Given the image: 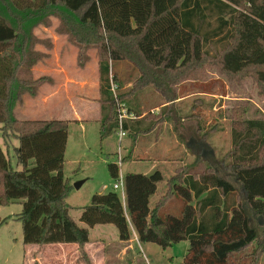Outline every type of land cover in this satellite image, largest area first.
<instances>
[{"label":"trees","instance_id":"16d2710c","mask_svg":"<svg viewBox=\"0 0 264 264\" xmlns=\"http://www.w3.org/2000/svg\"><path fill=\"white\" fill-rule=\"evenodd\" d=\"M53 15L71 32L91 34L98 47L103 141L118 129L110 84L117 92L122 84L114 62L126 61L138 73L128 93L117 94L128 111L125 99L145 88L165 101L156 116L147 112L139 118L142 112L135 110L137 119L122 123L123 131L134 136L170 121L178 89L185 82L203 87L204 72L211 67L228 78L249 76L264 97V0H0V138L6 152L17 140L13 155L20 166L14 169L0 146V207L21 205L15 220L22 226L23 245L75 244L78 260L91 264L83 248L88 228L111 224L118 240L126 242L131 225L140 243L164 249L188 241L183 264H247L248 257L249 264H256L255 253L241 254L257 240L250 218L264 221V119L238 120L237 115L230 124L225 169L239 188L214 169L187 173L180 168L150 206L162 174L127 173L125 207L115 192L94 194L80 209L79 221L86 227L69 216L66 196L72 186L62 174L68 122L22 121L14 114L25 95L35 97L44 81L51 82L48 77L33 79L31 70L44 57L35 50L39 40L33 32L39 25L49 26ZM202 130L200 126L198 132ZM206 135L201 133V139ZM107 168L117 179V164ZM6 222L0 220V226Z\"/></svg>","mask_w":264,"mask_h":264},{"label":"rangeland","instance_id":"374dc122","mask_svg":"<svg viewBox=\"0 0 264 264\" xmlns=\"http://www.w3.org/2000/svg\"><path fill=\"white\" fill-rule=\"evenodd\" d=\"M49 23V26L39 25L33 32L39 40L35 50L44 57L32 68L31 76L33 79L48 77L51 82L44 81L38 88L37 96L25 95L21 104L15 108L14 114L19 119L34 115L37 119H72L77 113L87 118L68 121L62 166L63 177L72 186L66 196L68 213L80 227H86L79 221L80 209L89 204L94 194L115 192L123 205L125 204L124 189H113L117 179L111 177L108 164H117L118 176L122 178L127 173L150 175L159 171L164 180L158 184L157 193L150 198V206L164 194L165 181L180 168H185L187 173L214 169L239 188L233 176L225 169L226 155L231 149L230 124L237 115H240L238 120L264 119V97L249 76L240 79L228 78L219 74L214 67L208 68L204 72L206 85L201 87L185 82L178 89L179 98L188 97L173 103L170 121L158 122L152 132L136 136L126 132V137L122 138L118 137V132H114L100 141L99 124L94 121L95 118H91L96 115V104L93 100L98 63L96 42L91 41L92 35L87 32H71V28L68 29V25H64L57 15L49 17ZM60 30L64 33H60ZM208 49L213 55L212 49ZM77 57L83 67L77 65ZM76 68L78 72L83 70L87 74L83 90L77 91L83 103L75 98L71 101L60 90L59 95L55 94L59 89V80L64 82L66 75L73 76ZM113 71L122 84L116 94L125 96L138 73L126 61L114 62ZM71 84L74 85V82ZM202 89L213 96L199 94ZM75 93L70 91L71 95ZM63 96L65 97L61 99ZM98 101L97 120L100 117ZM125 102L130 104L131 109L132 105L141 107L139 112L147 111L151 116H156L161 108L159 105L165 103L153 88H145L135 96L125 99ZM73 106L83 108L74 110ZM154 108L157 109L153 110ZM145 113L139 118L146 116ZM200 126L203 130L198 132ZM203 132L207 135L201 139L200 134ZM16 145L17 140L14 139L12 147L6 152L0 138V146L8 153L11 165L14 169H20V166H16L13 155V146ZM82 180L84 183L78 189L73 188L74 183ZM20 211L21 205L18 203L0 207V220L7 219L0 226V264H83L78 260L79 250L75 244L23 245L22 226L15 220ZM250 220L257 230V240L241 256L255 253L256 264H264L261 253L264 250V221L255 217ZM130 227L132 228L131 225ZM88 233L89 242L83 248L91 264H183L189 245L186 240L164 249L154 243H121L115 226L111 224L88 228ZM251 259L248 257L244 262L249 264Z\"/></svg>","mask_w":264,"mask_h":264},{"label":"crops","instance_id":"0c3cea01","mask_svg":"<svg viewBox=\"0 0 264 264\" xmlns=\"http://www.w3.org/2000/svg\"><path fill=\"white\" fill-rule=\"evenodd\" d=\"M57 65V64H56ZM58 65H60V64H58ZM58 67V66H57ZM59 68H61V67H59ZM55 70H57V69H55ZM75 71L76 72H74V75L73 76H71V77H69V76H67L66 75V79H65V81L64 82H62L63 80H59V89H58V91L55 93L56 95H59V90H60V92L62 91L63 93H65L67 96H68V98L72 101L73 100V98H75L78 102H82L83 103V100H81V97H79L78 96V94H77V91H80V90H83V88L82 87H84V85L86 84V77H87V74L84 72H82V71H79L78 72V70H77V68L75 69ZM96 74H97V77H96V81L94 82V88H95V95H94V98H93V100L95 101V106H96V115L95 116H93V117H91L92 119H94V121L95 122H97L98 123V120H97V118H98V105H97V103H96V101H98V99H99V92H98V68H96ZM72 78V79H71ZM71 79V80H70ZM71 82H74V85L73 84H71ZM77 83V84H76ZM79 84V85H78ZM129 85V84H128ZM75 89V90H74ZM74 91V92H76L75 94H73V95H71L70 94V91ZM141 92V91H140ZM139 93V92H138ZM137 93V94H138ZM199 94H202V95H204V96H206V95H209V96H213L212 94H210L209 92H199ZM65 96H63L61 99H63ZM160 97V96H159ZM186 97H188V96H186ZM186 97H180V98H178L176 101H175V103H178V102H180V101H182L183 99H185ZM161 98V97H160ZM47 101H49V100H47ZM52 101H54V100H52ZM49 102H51V101H49ZM164 106V103L163 104H161V105H159V107H163ZM74 107V110L76 109V108H79V109H82L83 107L82 106H73ZM141 109V107H137V106H133L132 105V109L130 110V112H132L133 114H134V112H135V110H140ZM157 108H154L153 110H156ZM144 113H145V111H143L142 112V116L144 115ZM146 113H147V111H146ZM145 113V114H146ZM135 115V114H134ZM35 116V115H34ZM34 116H28V117H26L25 119H19V120H22V121H24V120H43V121H49V120H59V119H37V117H34ZM136 118V117H135ZM72 119H87L85 116H83L82 114L80 115V113H77L76 115H74L73 117H72ZM72 119H68V118H63L62 120L63 121H71ZM61 120V119H60ZM88 121V120H87ZM93 121V120H92ZM80 122H84V121H80ZM79 123V122H78ZM66 143H67V141H66ZM130 162V161H129ZM130 233H131V238H130V240L127 242V244H129V242L130 243H132L133 241H138L137 240V236H136V233H135V231H134V229L133 228H131L130 227ZM119 242H121V243H123L122 241H119ZM74 245V244H73Z\"/></svg>","mask_w":264,"mask_h":264},{"label":"built area","instance_id":"2783aa9c","mask_svg":"<svg viewBox=\"0 0 264 264\" xmlns=\"http://www.w3.org/2000/svg\"><path fill=\"white\" fill-rule=\"evenodd\" d=\"M110 86H111V92L116 100V105H117L116 112H117V121H118V129H117L118 137L119 138L126 137V132L123 131L122 129V123L127 120L135 119V116L132 112L127 110V108L123 103H118L117 94H116L117 92L116 85L111 82ZM119 187H122L124 189L123 178L121 176H118L116 184L113 185V189L116 190Z\"/></svg>","mask_w":264,"mask_h":264},{"label":"water","instance_id":"95a60500","mask_svg":"<svg viewBox=\"0 0 264 264\" xmlns=\"http://www.w3.org/2000/svg\"><path fill=\"white\" fill-rule=\"evenodd\" d=\"M83 183H84L83 180H82V181H79V182H77V183H74L73 188L78 189ZM258 219H259V220H262L261 217H258Z\"/></svg>","mask_w":264,"mask_h":264}]
</instances>
